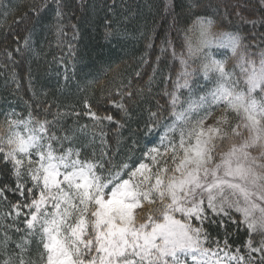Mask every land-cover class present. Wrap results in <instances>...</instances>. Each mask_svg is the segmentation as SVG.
I'll return each instance as SVG.
<instances>
[{"label":"snow or ice","instance_id":"obj_1","mask_svg":"<svg viewBox=\"0 0 264 264\" xmlns=\"http://www.w3.org/2000/svg\"><path fill=\"white\" fill-rule=\"evenodd\" d=\"M48 6L44 0L31 11ZM59 9L56 0L57 16ZM217 27L211 18L196 17L183 30L180 51L167 42L182 66L177 89L191 92L193 77L201 74L212 87L205 85L204 94L181 111L173 92L175 119L138 160L117 165L103 150L99 158L84 156L71 146L72 136L56 134L52 121L31 110L23 118L6 114L0 165H11L15 185L0 187V202L10 205L0 219L12 221L0 223V264H37L25 259L34 238L39 264H264V52L253 59L239 35ZM216 48L231 55L217 58ZM84 106L96 124H120L98 115L87 100ZM116 107L125 109L123 103ZM213 109L220 114L208 123ZM156 117L151 113L147 135L160 127ZM8 193L20 199L13 203ZM209 227H218L223 240ZM238 230L247 236L233 248L229 239ZM9 231L24 233L11 254Z\"/></svg>","mask_w":264,"mask_h":264},{"label":"trees","instance_id":"obj_2","mask_svg":"<svg viewBox=\"0 0 264 264\" xmlns=\"http://www.w3.org/2000/svg\"><path fill=\"white\" fill-rule=\"evenodd\" d=\"M43 2L0 0V121L7 113L23 118L31 110L38 119L52 121L58 136H72L71 146L81 148L84 156L95 153L99 158L103 150L117 165L129 157L138 160L146 146L158 143L164 125L175 119L170 104L173 92L179 97L175 110L181 111L189 100H198L212 87L202 74L193 77L191 92L176 87L182 66L172 58L167 42L180 51L183 30L196 17L211 18L217 31L239 35L242 50L253 59L264 52V0H59L60 16L56 0H47L46 10L31 11ZM171 22L176 27H170ZM25 36L29 37L27 47ZM234 63L230 59L228 67ZM85 100L98 115H112L120 124H96L83 114ZM113 102L123 103L125 109ZM154 112L160 127L147 135L145 125ZM213 112L208 123L220 114L219 109ZM82 125L87 128L81 130ZM4 184L15 185L11 165H0V187ZM7 195L13 203L20 199ZM8 210L10 205L0 202V216ZM0 223L12 221L0 219ZM208 230L223 240L218 227ZM227 230L231 232L233 226ZM8 234L12 238L8 253L19 251L15 242L24 233ZM246 236V231L238 230L229 243L235 248ZM253 239L258 242L260 236ZM2 253L0 248V260ZM25 259L39 264L35 238Z\"/></svg>","mask_w":264,"mask_h":264},{"label":"rangeland","instance_id":"obj_3","mask_svg":"<svg viewBox=\"0 0 264 264\" xmlns=\"http://www.w3.org/2000/svg\"><path fill=\"white\" fill-rule=\"evenodd\" d=\"M220 1H221V0H220ZM233 1H236V0H233ZM238 1H239V0H238ZM175 23H176V22H171L170 27H176V26H175ZM215 52H216V54H217V58H222L220 54L223 53V48H216V49H215Z\"/></svg>","mask_w":264,"mask_h":264}]
</instances>
